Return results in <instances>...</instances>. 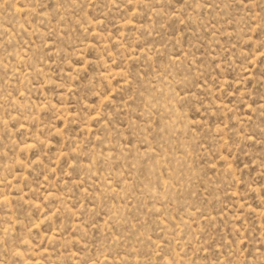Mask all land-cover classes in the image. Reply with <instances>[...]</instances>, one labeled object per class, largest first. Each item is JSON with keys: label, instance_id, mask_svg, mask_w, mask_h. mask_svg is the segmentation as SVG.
<instances>
[{"label": "rangeland", "instance_id": "obj_1", "mask_svg": "<svg viewBox=\"0 0 264 264\" xmlns=\"http://www.w3.org/2000/svg\"><path fill=\"white\" fill-rule=\"evenodd\" d=\"M0 264H264V0H0Z\"/></svg>", "mask_w": 264, "mask_h": 264}]
</instances>
